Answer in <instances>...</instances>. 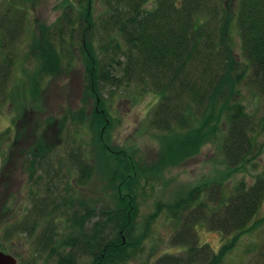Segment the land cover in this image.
<instances>
[{
    "label": "trees",
    "instance_id": "obj_1",
    "mask_svg": "<svg viewBox=\"0 0 264 264\" xmlns=\"http://www.w3.org/2000/svg\"><path fill=\"white\" fill-rule=\"evenodd\" d=\"M17 1L30 0H11L12 9L0 13V103L9 97L15 102L20 96L10 93L8 84L26 22L31 44L23 64L32 59L34 69L23 65L25 86L20 90L34 97L31 108L44 104L42 93L51 77L75 69L79 62L86 94L93 102L87 109H67L53 118L50 125L61 130L59 143L41 139L35 147L20 149L27 155L20 163L19 188L29 186L22 199L29 200L31 208L12 229L38 233L35 248L48 250V258L56 257V264H78L80 256L89 258L88 264H128L166 208L180 222L169 239L179 249L162 252L155 264H222L240 237L256 227L249 229L264 203V171L256 173L253 182L240 180L228 197L222 196L223 183L211 187L215 203L207 224L233 236L218 251L199 241L195 226L200 213L184 216L179 211L192 207L208 183L184 190L185 197L180 194L170 205L158 199L154 214L143 223L139 186L141 180L162 175L165 168L197 154L208 143L216 144L233 171L244 172L264 151V115L259 107L250 110L242 102L241 90L246 81L264 101V0H155L151 9L146 6L150 0H105L107 8L100 13L94 0H59L60 13L50 25L33 21ZM209 5H214L215 17L205 22L212 10ZM233 27L240 38L237 55ZM118 89L119 94L135 91L142 96L149 90L156 94L152 125L161 132L158 138L167 140L168 152L153 167L147 168L108 140L115 120L107 104ZM22 135L17 132L15 139ZM67 137L76 144L69 151L64 146ZM56 160L58 165L53 164ZM68 161L72 166L66 165ZM97 173L109 180L112 199L103 186L101 195H87L86 185ZM11 174L5 173L6 189ZM13 194L11 199L18 196ZM197 204L206 206L202 201ZM8 207L4 202L1 222L9 221ZM59 220L65 234L57 229Z\"/></svg>",
    "mask_w": 264,
    "mask_h": 264
},
{
    "label": "rangeland",
    "instance_id": "obj_2",
    "mask_svg": "<svg viewBox=\"0 0 264 264\" xmlns=\"http://www.w3.org/2000/svg\"><path fill=\"white\" fill-rule=\"evenodd\" d=\"M58 1L30 0L26 4L23 1L17 2L28 9L29 16L33 21L37 20L44 22L45 25H50L60 13V10L56 8ZM86 4L85 2L84 5L86 6ZM93 5L98 13L107 8L105 0H94ZM155 5V0H150L146 4L149 9L154 8ZM12 6L11 0H0V13L7 8L12 9ZM209 6L212 10L205 15V22L215 17L214 5ZM27 28L28 23L26 22L25 30ZM25 30L23 36L18 39L19 58L14 72L9 76L8 84L10 93H19L20 96H16L18 100L15 102L9 97L5 102L0 103V176L7 171L12 173L11 186L8 189L5 188L3 193L4 201L9 206L10 218L9 221L2 220L0 224V248L15 255L19 260L18 264H56V257L48 258L50 256L48 250L39 252L35 248L38 233L31 235L20 232L19 228L12 229L15 224L29 216L28 210L31 208L30 203H27L29 200L26 202L22 199V197L28 195L29 186L26 184L24 188L22 186L19 188V181L22 182V179H20L22 177L20 163L25 160V155H27L20 149L35 147L41 139L50 143H59L61 130L58 126L55 128L50 125L53 118L59 117L62 111L67 109L69 111H79L81 107L87 109L93 102V98L86 94L85 75L82 70V63L79 62L75 69L67 73L59 72L55 77H51L47 92H43V96L41 95L44 104L39 105L35 110L32 109L31 102L34 97L29 94L25 95L23 89L20 90V85H22V88L25 86L23 85L25 84L22 73L23 65L30 71L34 69L32 59L23 64L24 55L27 56L31 44V33ZM232 30H234V27ZM233 42H235V53L237 55L241 51V46L236 30L233 33ZM246 83V81L243 82L242 86L244 87L241 88L243 92L242 102L250 110H253L255 106L259 107L261 115H264V101L255 96ZM121 90L118 89L117 95L107 104L109 112L115 120L109 131L108 140L115 148L127 150L138 162L145 164L147 168L149 166L153 167L160 162V157L163 158L168 152L165 146L167 140L158 138L162 137L161 132L152 125V109L158 100L156 94L151 90L142 96L135 91L119 94ZM105 94H108L107 89H105ZM16 106H18L17 110ZM9 130H11V133L7 134L6 132ZM70 130L73 131V128ZM17 132L23 133L21 138H18L19 140L15 139ZM67 140L69 143L65 141L64 146H68L66 147L68 151L69 148L71 150V148L76 147V144L71 142L68 137ZM90 148H92V145L87 146V149ZM67 150L64 149V161L68 160ZM21 155L23 156L20 157ZM55 163L56 165L59 164L57 160L53 164ZM92 163L94 164V161ZM254 163V165H249L244 172L235 169L233 171L223 161L222 154H219L216 144L208 143L197 154L188 156L179 164L165 168L162 175L141 180L139 186L141 204L139 222L143 223L148 220L155 210L158 199L170 205L178 201L184 190L188 191L196 186L208 183L199 200L194 202L192 207L182 208L179 211L184 216L200 213V215H197L198 221L195 226L199 241L213 251H218L226 242H230L233 236H227L218 230H212L207 224L215 203L211 187L223 183L221 185L222 196H230L240 180L253 182L255 174L264 171V151ZM66 165L72 166V161L66 162ZM73 173V177L78 176L75 166H73ZM108 181L105 176L101 178L98 173L95 174L86 185L87 195L90 198H93L90 194L101 195L103 186L107 198L112 199L114 190L111 189V184ZM14 191H16V194L18 192V196H12L13 199H11L10 194L12 195ZM184 194L183 197H185ZM18 199L20 201L16 204L15 202ZM199 201L204 202L206 206L198 207L197 203ZM170 216L171 212L163 208L162 213L158 218L156 217L151 225L150 237L144 242V246L129 259L128 264H155L162 252L177 251L179 249V247L171 246L169 239L180 222ZM253 225H256V227L240 237L239 242L233 250L228 252V256L222 264H264V203L254 221L249 225V229ZM56 226L61 234H65L64 231L66 230H64L65 227L61 220L56 222ZM8 229L12 231L8 232ZM154 252L156 253L153 255ZM89 261L86 256H80L78 264H88Z\"/></svg>",
    "mask_w": 264,
    "mask_h": 264
},
{
    "label": "water",
    "instance_id": "obj_3",
    "mask_svg": "<svg viewBox=\"0 0 264 264\" xmlns=\"http://www.w3.org/2000/svg\"><path fill=\"white\" fill-rule=\"evenodd\" d=\"M0 264H18V260L13 255L0 250Z\"/></svg>",
    "mask_w": 264,
    "mask_h": 264
},
{
    "label": "flooded vegetation",
    "instance_id": "obj_4",
    "mask_svg": "<svg viewBox=\"0 0 264 264\" xmlns=\"http://www.w3.org/2000/svg\"><path fill=\"white\" fill-rule=\"evenodd\" d=\"M4 180H5V174H2L1 176H0V218H1V215H2V211L4 210V189H5V187H4ZM2 222L0 221V224H1Z\"/></svg>",
    "mask_w": 264,
    "mask_h": 264
}]
</instances>
